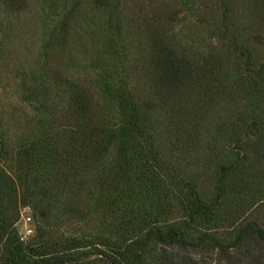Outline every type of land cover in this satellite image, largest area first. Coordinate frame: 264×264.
I'll use <instances>...</instances> for the list:
<instances>
[{"label": "trees", "instance_id": "16d2710c", "mask_svg": "<svg viewBox=\"0 0 264 264\" xmlns=\"http://www.w3.org/2000/svg\"><path fill=\"white\" fill-rule=\"evenodd\" d=\"M7 1L20 9L23 0ZM113 1L93 0L97 9L107 11L109 23L117 12ZM57 25L49 29V42L56 30L66 28L63 22ZM219 30L221 35L227 31L224 26ZM114 31L120 37V25ZM225 41L227 53L235 52L243 61L238 76L221 69L228 55L199 65L157 32L150 44L154 84L148 92L156 102L127 87L123 68L105 67L103 99L113 106L107 117L95 114L92 98L81 85L49 75L44 67L24 74L20 99L32 115L17 121L14 144L7 136L11 129L0 121V264H212L213 259L218 264H264L263 224L247 220L227 240L207 228L230 217L223 208L232 191L229 177L254 157H264V64L254 68L252 52L236 37ZM96 66L103 62L98 59ZM228 81L240 86V99L247 91L256 93L254 113L240 125L220 127L234 146L221 162L214 194L208 198L167 158L184 139L165 146L159 128L172 122L181 128L192 109L198 113L211 105ZM153 108L162 120H152ZM17 189L39 239L56 237L50 244L61 245L22 246L8 214L10 193L15 196ZM171 196L184 205L182 222L165 220L164 204ZM91 220L98 225L93 233L81 227ZM200 225L206 228H194Z\"/></svg>", "mask_w": 264, "mask_h": 264}, {"label": "rangeland", "instance_id": "374dc122", "mask_svg": "<svg viewBox=\"0 0 264 264\" xmlns=\"http://www.w3.org/2000/svg\"><path fill=\"white\" fill-rule=\"evenodd\" d=\"M116 2L117 12L109 23L107 11L97 9L93 0H23L20 9L11 8L7 0H0V121L2 127L11 129L7 135L10 143L15 142L16 131L13 128L17 121L26 114L29 119L32 115L20 99L21 77L30 70L44 67L49 75L59 74L81 85L92 98L95 114L107 117L111 115L113 106L109 102L104 103L102 68H123L127 87L138 90L142 98L148 95L150 100L153 95L148 92L154 84L150 77V44L152 39H157V32L170 40L187 59L199 65H207L206 62L216 57L225 59L228 55V61L223 60L221 69L229 76L243 72V61L236 57L235 52L227 53L226 37H236L239 45L252 52L254 68L264 64V0ZM224 12L227 15L223 22ZM60 22L66 28L56 30L54 41L49 42L53 37L49 29H57ZM113 25H120V37ZM221 26L227 29L223 35L219 30ZM98 59L103 66H96ZM233 84L228 81L226 91L222 89L211 105L201 107L198 113L197 109H192V116L185 120L182 118L181 128L172 122L158 129L163 133L161 143L165 146L184 139L185 143L175 151H169L167 158L181 168L186 178L193 179L199 192L208 198L214 194L213 185L221 162L234 146V142L228 140L227 131H221L220 127H231L232 122L240 125V122L250 120L254 113L252 100L256 93L250 89L245 98L240 99V86ZM153 99L156 102L157 98L153 96ZM155 110L157 108L150 110L153 111L152 120H162V115L157 117ZM179 128L181 130L177 131ZM174 147L171 146L172 149ZM253 160L229 177L232 191L223 208L230 217L207 227L218 238L227 240L232 237L233 229L247 220L264 225V157L260 161H256V157ZM12 193L10 196L14 200L11 199L8 214L13 220L12 228L18 231L21 223H18L16 211L23 209L19 204L22 193L19 189L15 196ZM15 198L18 203H14ZM164 205L167 222L185 220L184 205L180 200L171 196ZM31 225L33 233L22 241V246L34 248L41 245L52 249L50 241L58 238L41 240L33 219ZM85 226L87 232L93 233L98 225L91 220L89 224L81 225L83 229ZM200 226L194 228H206ZM211 262L218 264L214 259Z\"/></svg>", "mask_w": 264, "mask_h": 264}, {"label": "built area", "instance_id": "2783aa9c", "mask_svg": "<svg viewBox=\"0 0 264 264\" xmlns=\"http://www.w3.org/2000/svg\"><path fill=\"white\" fill-rule=\"evenodd\" d=\"M29 211L30 208L28 206H23V209L19 210L18 223H21V225L18 229V235L21 242L25 241L33 233L32 218Z\"/></svg>", "mask_w": 264, "mask_h": 264}, {"label": "water", "instance_id": "95a60500", "mask_svg": "<svg viewBox=\"0 0 264 264\" xmlns=\"http://www.w3.org/2000/svg\"><path fill=\"white\" fill-rule=\"evenodd\" d=\"M63 242H60V243H57V244H53V245H51V246H49L50 248H54V247H57V246H59V245H61Z\"/></svg>", "mask_w": 264, "mask_h": 264}]
</instances>
